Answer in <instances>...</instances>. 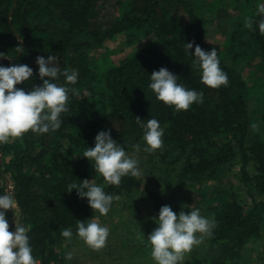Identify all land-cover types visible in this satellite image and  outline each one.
Instances as JSON below:
<instances>
[{
  "label": "trees",
  "instance_id": "1",
  "mask_svg": "<svg viewBox=\"0 0 264 264\" xmlns=\"http://www.w3.org/2000/svg\"><path fill=\"white\" fill-rule=\"evenodd\" d=\"M113 3L112 14L108 8ZM206 4L205 0H0V66L23 64L33 69V77L18 88L31 91L42 85L38 56H54L61 71L78 72L74 85L66 84L63 75L53 81L79 90V95L69 92V111L61 115L59 130L29 131L22 139L0 144V195L12 192L17 203L6 212V219L31 225L27 235L32 255L41 264H63L62 230L71 228L76 234L79 221L87 224L96 218L98 211L91 209L87 198L81 199L75 189L67 192L69 184L87 179L113 196L139 190L140 180L131 176L123 177L119 187L109 185L96 173L94 162L83 157L87 148L95 147L100 131H109L128 154L133 145L147 147L136 117L145 124L156 119L164 128L163 150L150 156L152 169L164 176L158 185L198 187L211 195L216 192L220 200L206 217L216 223L212 236L205 237L213 255H196L188 264H237L248 241L264 236V124L254 136L250 133L261 108L256 106L253 112L250 98L257 93L264 102V79L249 87L246 68L240 66L256 54L257 66L264 69L261 17L252 7L251 30L235 31L228 46L208 43ZM122 35L124 52L92 56L93 50ZM190 42L193 48L188 52ZM196 45L206 52L216 49L228 76L227 87L212 89L201 82V70L193 64ZM162 67L177 76L178 84L202 92L203 103L176 112L157 100L149 85L152 72ZM236 165L241 191L218 193L217 183ZM9 225L15 231V224Z\"/></svg>",
  "mask_w": 264,
  "mask_h": 264
},
{
  "label": "clouds",
  "instance_id": "2",
  "mask_svg": "<svg viewBox=\"0 0 264 264\" xmlns=\"http://www.w3.org/2000/svg\"><path fill=\"white\" fill-rule=\"evenodd\" d=\"M257 14L261 17L258 23L259 32L264 35V3L257 5ZM245 27L253 28V19H245ZM193 48V42L186 43V50ZM21 49L17 47V52ZM2 57V55H0ZM193 64L201 70V82L209 88L218 89L229 84L227 73L220 67L217 51L213 48L206 52L199 45L195 46ZM39 67V78L42 85L34 86L31 91L18 88L17 85L29 81L33 77V69L27 65L19 64L9 67L0 66V144L14 142L22 139L29 131L36 134H45L60 129L61 115L67 113L69 92L79 95L76 88L60 86L53 82L61 75L65 83L74 85L78 80L75 70L61 69L56 65V57L49 55L36 58ZM47 78V79H46ZM150 89L155 93L156 99L165 105L173 107L176 112L188 111L193 104L203 103V93L188 90L177 83V76L167 68H160L151 74ZM143 130V140L147 147L145 152L153 153L163 150L164 128L156 119H149L145 124L140 117L135 121ZM253 131H258V124L250 125ZM135 151L140 145L132 146ZM83 157L94 162L96 173H99L109 185L119 187L125 176L139 179L142 175L138 167V160L131 158L114 140L109 131H100L95 137V147L87 148ZM75 189L81 198H87L92 210H97L101 216H106L113 200L120 197L107 194L102 186H98L87 179L80 184L68 185V193ZM17 203L14 194L8 192L0 195V264H39L32 255V248L27 233V227L15 222V231L10 230L6 219V212L14 210ZM158 224L147 240L151 246V256L156 264H183L186 254L192 252L194 247L203 243L205 237H211L216 227L214 219H208L200 214L199 209L193 208L190 212L175 213L170 206H162L159 210ZM77 236L94 251H100L106 246L109 229L101 226L96 220L85 224H77ZM199 234V235H198ZM61 235L70 243L73 233L71 228L62 230ZM69 252L65 259L71 260Z\"/></svg>",
  "mask_w": 264,
  "mask_h": 264
},
{
  "label": "rangeland",
  "instance_id": "3",
  "mask_svg": "<svg viewBox=\"0 0 264 264\" xmlns=\"http://www.w3.org/2000/svg\"><path fill=\"white\" fill-rule=\"evenodd\" d=\"M205 17L207 35L206 41L221 46H228L232 43L230 38L238 30L242 32L245 29V19L250 17L252 7L264 3V0H241L234 6V0H227L231 5H225L223 0H205ZM114 3L108 8L113 14ZM243 23L242 25H239ZM244 38V36H243ZM245 48L244 45H240ZM125 36H117L114 40L108 42L105 48L95 49L91 52L92 56L102 54L106 56H115L119 50H126ZM123 50V52H124ZM239 50H241L239 48ZM251 64H248V62ZM248 62L241 61V68L245 67L243 74L249 83V87L262 84L264 79V69L262 65L257 66L260 61L258 55L254 54ZM250 98V107L253 112L256 106L261 107L260 113L256 116L258 130L264 124V102L257 98ZM254 108V109H253ZM261 130V129H260ZM258 131L250 130L251 135ZM264 136V130L262 131ZM145 148V147H144ZM131 158L138 160L139 170L142 175L139 178L141 185L134 195H118L119 200H114L106 216H101L97 212L96 220L101 226L109 229V236L106 246L100 251H94L87 246L76 234H73L71 242H66V238L60 243L61 261L63 264H156L151 256V246L147 237L158 227L155 222L158 219L159 210L162 206L168 205L179 214L181 211L190 212L193 208L199 209L203 217L210 218V211L213 205L219 202L218 197L210 194L205 189L199 191L198 187L193 188L189 185H158L164 181V176L152 169L151 153L141 149L137 152L134 149L128 154ZM156 161V160H155ZM239 165L234 166L224 181L217 183V192L227 195L233 189L241 191L242 183L239 181ZM96 175V174H95ZM95 178V177H94ZM223 179V177H222ZM95 180V179H92ZM210 187V186H209ZM117 196V195H116ZM9 224L17 223V218L7 219ZM199 235V234H198ZM72 253V259L67 260V253ZM213 255V252L206 248V240L194 247L191 253L186 254L183 264H188L196 255ZM237 264H264V236L248 241L240 251ZM39 264H41L39 262ZM53 264V262H52Z\"/></svg>",
  "mask_w": 264,
  "mask_h": 264
},
{
  "label": "built area",
  "instance_id": "4",
  "mask_svg": "<svg viewBox=\"0 0 264 264\" xmlns=\"http://www.w3.org/2000/svg\"><path fill=\"white\" fill-rule=\"evenodd\" d=\"M52 264V263H51Z\"/></svg>",
  "mask_w": 264,
  "mask_h": 264
}]
</instances>
